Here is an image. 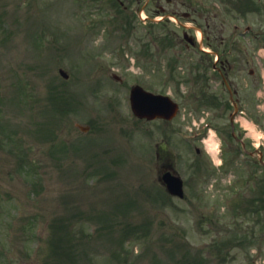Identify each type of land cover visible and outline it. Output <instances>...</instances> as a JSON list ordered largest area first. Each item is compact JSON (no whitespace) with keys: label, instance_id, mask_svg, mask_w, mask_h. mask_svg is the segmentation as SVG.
<instances>
[{"label":"rangeland","instance_id":"rangeland-1","mask_svg":"<svg viewBox=\"0 0 264 264\" xmlns=\"http://www.w3.org/2000/svg\"><path fill=\"white\" fill-rule=\"evenodd\" d=\"M120 1L133 16L126 35L116 21L103 26L104 14L118 11L111 0H0V264H264L257 157L227 153L211 127L198 143L202 157L187 143L170 145L186 199L156 182L149 124L131 115V87L172 93L182 112L204 121L215 112L186 99L198 55L181 42L184 30L141 24L133 10L147 0ZM231 2L237 9L225 21L219 14L216 29L241 63L233 79L255 126L238 119L254 148L264 144V0ZM157 9L150 3L145 13ZM226 123L225 113L214 126Z\"/></svg>","mask_w":264,"mask_h":264},{"label":"flooded vegetation","instance_id":"flooded-vegetation-1","mask_svg":"<svg viewBox=\"0 0 264 264\" xmlns=\"http://www.w3.org/2000/svg\"><path fill=\"white\" fill-rule=\"evenodd\" d=\"M195 2L198 4L199 0H195ZM165 10V9H163ZM200 9H194L193 12L187 13V20H192L194 26L196 27H212V26H217L213 25L210 23L209 20H212L210 18V15L207 13H201ZM175 10L172 11V14H175ZM202 19H204L205 23L202 22ZM205 32V31H204ZM206 40L211 42L212 44V51L209 55L206 56V59L211 67L212 73V78L214 80V83L220 82L221 84H225L229 87H227V90L229 92V95H231V98L236 97L237 98V103L241 102L239 98V92L237 90H232L231 87V82L233 80V71H234V61L232 57L231 51L226 50V40L223 38L221 40H218L219 36H214V35H208L206 32ZM211 36L213 38L211 39ZM221 42L217 44V42ZM245 63H249L250 60H245ZM219 76V77H217ZM216 90H218L217 87H214L213 91V97L211 96V99H215L217 103L220 104V108L223 110L227 104L224 103V101L221 99H218L217 96L218 94L216 93ZM192 116H196L197 112L195 111V114L190 112L189 113ZM186 119V120H185ZM185 122L187 123V118H184ZM183 120V121H184ZM182 120L180 121V118L178 116L172 120V121H165V120H156V121H150L148 122L149 124V129H148V135L152 137L151 142H150V148H149V155H150V163L153 167L154 170H156V181L160 183L161 186L164 185V178L167 176V174L170 172V170H174L176 168L175 165H177L178 157L174 155L172 152V149L170 148V145H178L179 144V134L184 132V127H185V122ZM214 122L213 120H211ZM154 122L156 124L154 125ZM157 127V132L158 134H161V137L157 139V133H154V128ZM226 129V128H225ZM224 129V130H225ZM234 131L236 133V137H233ZM220 134L225 137L227 134L229 136H232L235 140V143L240 146V149L242 151L248 152V149H250V146L245 140L242 138L241 131L236 130V126H233L230 124V130L227 132L226 131H220ZM156 138V139H155ZM188 147L191 149H195V152L199 156H203V150L198 147V143L200 141L198 139L190 140L188 141ZM244 145V146H243Z\"/></svg>","mask_w":264,"mask_h":264},{"label":"water","instance_id":"water-1","mask_svg":"<svg viewBox=\"0 0 264 264\" xmlns=\"http://www.w3.org/2000/svg\"><path fill=\"white\" fill-rule=\"evenodd\" d=\"M62 74L64 72L62 71ZM67 77V75H65ZM133 95V103H134V109L136 110V114L139 117H145L148 116L146 114L147 108L145 107V104L151 100L153 104V111H156L157 113H154L155 115H168L169 113H166L167 108L169 106H172V103L168 101V99L165 98H159V97H152L148 95L142 88L136 87L133 89L132 92ZM146 108V109H145ZM174 109V107H173ZM169 192L175 196H179L181 198L184 197L183 192V183L180 178L173 177L171 181L169 182Z\"/></svg>","mask_w":264,"mask_h":264}]
</instances>
